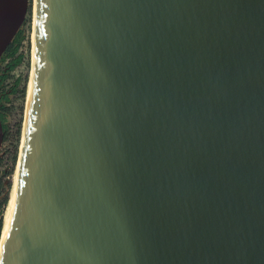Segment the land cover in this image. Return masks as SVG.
I'll return each instance as SVG.
<instances>
[{
    "label": "water",
    "instance_id": "95a60500",
    "mask_svg": "<svg viewBox=\"0 0 264 264\" xmlns=\"http://www.w3.org/2000/svg\"><path fill=\"white\" fill-rule=\"evenodd\" d=\"M36 4L0 264H264V0Z\"/></svg>",
    "mask_w": 264,
    "mask_h": 264
},
{
    "label": "rangeland",
    "instance_id": "374dc122",
    "mask_svg": "<svg viewBox=\"0 0 264 264\" xmlns=\"http://www.w3.org/2000/svg\"><path fill=\"white\" fill-rule=\"evenodd\" d=\"M37 0H30L28 15L26 18L25 25L23 30L25 31L27 40L23 44V47L19 54L24 56L23 64L11 74V78L8 79L7 85L9 89L16 80H20L19 89H25V96L21 93H18L12 96V101L8 105L9 109V134L8 140L4 142L1 153L2 157L0 162V181L4 183V199L5 196H8L10 203L11 200V189L16 177V167L19 159V152L21 146V140L23 135L24 120L27 108V93H28V84L30 80L31 68H32V46L34 38V28L36 22V4ZM6 65V64H5ZM10 186V188H9ZM8 203V206H9ZM7 206V207H8ZM1 216L2 228L3 223L6 218L7 208H5ZM2 230V229H1ZM1 233V232H0Z\"/></svg>",
    "mask_w": 264,
    "mask_h": 264
},
{
    "label": "trees",
    "instance_id": "16d2710c",
    "mask_svg": "<svg viewBox=\"0 0 264 264\" xmlns=\"http://www.w3.org/2000/svg\"><path fill=\"white\" fill-rule=\"evenodd\" d=\"M27 37L24 30H21L14 42L6 51L4 57L0 62V117L3 125V130L5 132V142L8 140L9 134V109L8 105L12 101V96L21 93L25 96V89H19L20 80H16V82L9 88L7 85L8 79L11 78V74L14 73L24 61V56L19 54L23 44L26 42ZM6 64V65H5ZM1 162V159H0ZM10 188V186H9ZM4 183L0 181V232L2 229V221L1 216L5 208H7L9 200L8 196H5L4 199ZM1 235V234H0Z\"/></svg>",
    "mask_w": 264,
    "mask_h": 264
},
{
    "label": "bare ground",
    "instance_id": "6f19581e",
    "mask_svg": "<svg viewBox=\"0 0 264 264\" xmlns=\"http://www.w3.org/2000/svg\"><path fill=\"white\" fill-rule=\"evenodd\" d=\"M35 17H36V15H35ZM34 40H35V28H34V38H33V46H32V68H31L30 80H29V84H28L27 103H28L29 96L31 94V89H32V76H33V64H34V55H33ZM24 135H25V120H24V128H23V135H22V140H21L20 152H19V159H18L17 167H16V177H15V181H14V184L12 186V189H11V197H10L11 200H10L9 206L7 207L6 218H5V221L3 223V228L1 230V237H3L5 232H6L7 223L9 222V217H10V213H11V209H12V205H13V201H14V195H15V189H16V183H17V177H18V171H19L21 153H22V148H23Z\"/></svg>",
    "mask_w": 264,
    "mask_h": 264
}]
</instances>
